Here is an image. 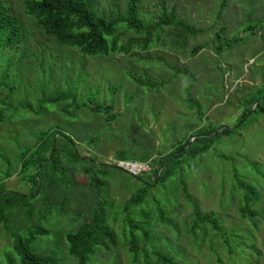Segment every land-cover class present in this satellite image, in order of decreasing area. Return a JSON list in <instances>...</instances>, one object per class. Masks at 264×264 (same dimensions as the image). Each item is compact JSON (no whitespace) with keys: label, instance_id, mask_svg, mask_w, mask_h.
<instances>
[{"label":"rangeland","instance_id":"rangeland-1","mask_svg":"<svg viewBox=\"0 0 264 264\" xmlns=\"http://www.w3.org/2000/svg\"><path fill=\"white\" fill-rule=\"evenodd\" d=\"M147 1L151 2L147 10L158 11L153 7L158 0ZM222 1L168 0L170 6H177L180 18L203 33L190 37L183 48L173 46L167 31L166 43L154 44L150 54L134 50L146 58L126 54L86 58L42 35L23 15L29 29L20 45L25 56L17 57L0 91V183L9 192L27 196L30 203L10 211L8 228L0 226V264H21L15 236L26 239L38 226L48 234L33 242L36 251L56 257L59 264H77L69 254L67 235L79 230L105 203L117 243L109 249L100 247L89 264H145L144 259L157 253L179 264H264V115L256 114L244 127L235 128L244 98L264 88V31L259 26L264 21V0H229L220 15ZM7 2L23 13L21 0ZM114 9L109 0L99 1L100 11ZM253 26H259L255 34L248 32ZM213 27L217 31L226 27L227 38L244 40L217 53ZM205 43L208 46L193 56V49ZM135 78L163 85L150 88ZM69 90L79 103L94 100L109 105L113 101L117 118L109 126L104 115L95 116L88 108L67 114V103H46L49 97ZM52 127L75 137L80 156L90 162L68 157L67 174L62 175L65 185L41 193L38 189L33 197L32 182L18 176L22 151L35 149L38 136ZM212 127L235 129V133L222 131L208 153L181 158L184 170L165 181L156 182L154 173L141 176L152 188L142 204L125 210L144 185L115 167L119 151L159 160L198 136L199 129ZM91 138L96 143L91 144ZM87 168L101 190H89L92 177ZM241 182L256 187L260 194L253 206L259 213L254 222L240 212L245 199ZM184 183L201 212L217 218L231 242L244 236L248 248L236 247L230 254L226 235L220 237L211 226L190 232L195 208ZM80 212L85 214L80 217ZM133 240L140 245L139 253L129 250ZM155 260L150 262L156 264Z\"/></svg>","mask_w":264,"mask_h":264},{"label":"trees","instance_id":"trees-1","mask_svg":"<svg viewBox=\"0 0 264 264\" xmlns=\"http://www.w3.org/2000/svg\"><path fill=\"white\" fill-rule=\"evenodd\" d=\"M99 1L21 0L24 14H19V12L14 11L13 6L7 0H0V68L2 69V79L9 75L7 73L15 66L17 57L24 58L25 56V54L21 56L20 45L26 40L29 29L27 30L26 23L22 19L23 15L32 21L33 27L38 32L47 38L53 39L59 46L76 50L84 57L92 59L109 58L114 54H126L131 57L141 56L140 58H146L148 56L136 54L134 50L138 48L143 53H149L154 44L166 43L164 35L167 31H170V33L166 38L172 39L173 46H181L183 48L187 47L190 37L194 38L203 33V30H197L195 26L180 18L177 6H170L168 0H158V2L154 3L153 7L158 9L155 12L147 10L151 5V2L147 0H109L110 4L115 8L110 13L99 10ZM228 2L229 0L222 1L220 15L227 8ZM259 26L261 32L264 31V21ZM259 26L250 27L248 32L255 34ZM210 30L214 31L212 43L217 53H220L225 46L231 49L234 43L244 40L243 37L239 36L232 39L227 38L226 27H223L219 31L214 30V27ZM207 46V43L196 46L193 49L192 55L196 56ZM9 50L13 51V54H10ZM150 58L152 57L150 56ZM7 61L6 67L1 65L2 62L6 63ZM135 81L138 84H146L150 88L163 85L153 81L145 83L136 78ZM5 86L6 79L2 82L0 80V91H3ZM114 88L110 87L109 90L112 91ZM68 92L51 96L47 99L46 103H67L64 109L67 114L71 109H76L78 112L82 108H88L95 116L104 115L106 117L105 121L109 126L117 118L116 113L112 112L113 101L109 105L97 104L94 100L79 103L78 96L70 93V90ZM258 92V95L244 98L247 101L243 103V112L235 128L241 129L246 125L248 119L256 114L264 115V88L262 90L259 89ZM260 99L262 101L259 106L247 117L252 106ZM217 131L218 129L215 127L199 129L198 137L189 150L181 152L190 145V139L175 149L172 152V156L169 154L159 160L149 156H131L128 150L119 151L116 159L118 161L150 162L156 165L153 172L156 180L159 170L163 166V171L158 182L165 181L178 171L184 170L185 163L181 161V158L184 156L188 155L190 158H196L208 153L213 147L216 137L209 135H213ZM230 132L231 134L235 133V129H225L222 133ZM220 135L218 134L217 136L219 137ZM77 138L78 140H82L79 135ZM96 141V138H91L89 142L94 144ZM77 144L75 137L52 127L38 136L35 149L22 151L21 168L18 176L23 180L32 182L34 187L33 197H36L35 194L38 189L41 193L47 192V190L54 187L62 188L65 185L66 179L62 175L67 174L66 163H68V157L73 156L81 161L90 162V160L86 159L87 157L80 156ZM115 167L117 168L116 165ZM85 171L91 176V169L87 168ZM76 178L77 175H75L74 183L77 182ZM138 179L142 182V178L138 177ZM142 183L144 187L137 194L133 195L130 202L127 203L126 211L128 208L131 209L142 204L146 199L148 191L152 186L144 182ZM184 184L186 185V183ZM240 185L245 190L244 205L240 209L241 215L244 218L252 219L254 222L259 213L253 209V206L260 200V194L258 189L252 185H248L245 182H241ZM88 187L90 188L89 190L92 189L94 192L97 189H102V185L96 182L93 177ZM185 192L195 208L192 215L194 221L190 229L192 234L197 233V230L202 226H211L220 237H223V234L226 235L225 243L229 246L230 254L235 252L236 247L240 251L243 248H248L245 245L244 236H238L237 239H234L236 243L231 242V238L228 237L227 233L225 234V230L221 228V224L217 218L201 212L199 206L190 198L187 185ZM28 201L29 198L27 196L18 192H9L5 188L4 183H0V226L5 225V228H8L10 211L16 207L26 205ZM107 207L108 203L101 204L95 211V214L87 218L79 230L67 235L69 254L76 260L77 264H89L91 258L97 254L100 247L109 249L111 246L116 245V234L108 224ZM84 214L85 212H80L79 216L82 217ZM46 234H48L46 229L38 226L33 229L30 236L26 239L15 236L14 249L21 264L60 263L56 257L41 254L33 247V242L36 238ZM128 246L133 254L139 253L140 248L138 249V247L140 245L136 240L131 241ZM151 256L150 260L144 259L145 264H152L150 261L154 257H156V264H179L174 263L164 253H157L153 257Z\"/></svg>","mask_w":264,"mask_h":264},{"label":"built area","instance_id":"built-area-1","mask_svg":"<svg viewBox=\"0 0 264 264\" xmlns=\"http://www.w3.org/2000/svg\"><path fill=\"white\" fill-rule=\"evenodd\" d=\"M115 165L120 170L130 174L133 177H141L147 174H153L154 168L150 162L141 161H117Z\"/></svg>","mask_w":264,"mask_h":264},{"label":"water","instance_id":"water-1","mask_svg":"<svg viewBox=\"0 0 264 264\" xmlns=\"http://www.w3.org/2000/svg\"><path fill=\"white\" fill-rule=\"evenodd\" d=\"M261 101H262V99H260V100H258L253 106H252V108H251V110H250V112L248 113V115H247V117H249L252 113H253V111L259 106V104L261 103ZM244 121H246V119H244ZM243 121V122H244ZM242 124V123H241ZM240 124V125H241ZM226 129V127H222L220 130H218L215 134H213V135H209V136H217L220 132H222V131H224ZM198 136H196V137H193L192 139H191V141H190V145L187 147V148H185V149H183L181 152H186L187 150H189L190 149V147H191V145L193 144V142L195 141V139L197 138ZM171 156H172V154H171ZM162 171H163V166L160 168V170H159V174H158V177H157V181L156 182H158L159 180H160V177H161V174H162ZM128 174V173H127ZM128 175H130V174H128ZM131 176V175H130Z\"/></svg>","mask_w":264,"mask_h":264},{"label":"clouds","instance_id":"clouds-1","mask_svg":"<svg viewBox=\"0 0 264 264\" xmlns=\"http://www.w3.org/2000/svg\"><path fill=\"white\" fill-rule=\"evenodd\" d=\"M133 177V176H132Z\"/></svg>","mask_w":264,"mask_h":264}]
</instances>
